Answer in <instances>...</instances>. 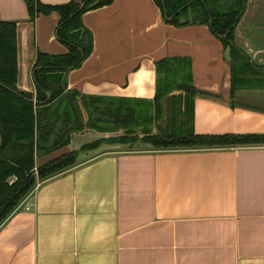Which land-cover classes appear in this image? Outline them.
Instances as JSON below:
<instances>
[{
	"label": "crops",
	"instance_id": "0c3cea01",
	"mask_svg": "<svg viewBox=\"0 0 264 264\" xmlns=\"http://www.w3.org/2000/svg\"><path fill=\"white\" fill-rule=\"evenodd\" d=\"M0 18L17 26L16 86L35 93L37 55L68 51L56 36L59 14L30 19L24 0H0ZM81 21L92 51L66 73L67 89L152 99L154 62L185 56L199 91L196 134H264V0H244L234 25L244 58L234 64L233 79L220 37L207 25L166 23L153 0H113ZM47 132H37L35 144L45 145ZM104 137L73 132L65 145L35 152V166L78 154L71 168L37 180L0 224V264H264V145L81 149Z\"/></svg>",
	"mask_w": 264,
	"mask_h": 264
},
{
	"label": "trees",
	"instance_id": "16d2710c",
	"mask_svg": "<svg viewBox=\"0 0 264 264\" xmlns=\"http://www.w3.org/2000/svg\"><path fill=\"white\" fill-rule=\"evenodd\" d=\"M30 19L57 12V38L67 46L63 55L39 53L34 63L35 93L19 90L17 83L16 23L0 18V224L27 197L37 180L71 168L77 150L35 166L37 132L46 133L51 122L67 118L73 126L60 137L63 146L73 132L93 130L122 134L99 138L81 147L97 148L101 143L143 142L156 149H201L264 145V134H196L193 131V102L199 93L193 84L191 59L162 57L155 65V94L152 99L89 95V107L98 117L79 105V93L67 92L66 73L79 65L92 51V35L83 27L84 12L110 4L113 0H71L61 5H45L24 0ZM166 23L175 27L207 25L228 49L231 76L243 54L234 42V25L244 10V0H153ZM233 90V86L231 87ZM180 91L182 93L175 94ZM49 92L47 100L46 93ZM172 96L165 113L163 100ZM176 101H175V100ZM152 126L156 132L151 131ZM140 131V133H138ZM14 178L12 182H9Z\"/></svg>",
	"mask_w": 264,
	"mask_h": 264
},
{
	"label": "water",
	"instance_id": "95a60500",
	"mask_svg": "<svg viewBox=\"0 0 264 264\" xmlns=\"http://www.w3.org/2000/svg\"><path fill=\"white\" fill-rule=\"evenodd\" d=\"M168 57H174V56H168ZM228 63L230 64V59L228 60ZM69 91H76V92H78L79 93L78 100L81 102L82 107L84 108V110H86V112L90 116H92V117H98V115H96L93 111H91V109L89 107V100L87 98L89 95H86V94L81 93V91L79 89H77V88L67 89V92H69ZM92 95H97V94H92ZM51 122L54 125L47 132L48 137H49L47 143L45 145H43V144H41V140L40 139H37L36 140V144H35V146L37 148H45V149L52 148L54 145H56L59 142L60 137L63 136L66 131H68L70 128H72V125L71 124H66L64 122H58V121H53V120Z\"/></svg>",
	"mask_w": 264,
	"mask_h": 264
},
{
	"label": "rangeland",
	"instance_id": "374dc122",
	"mask_svg": "<svg viewBox=\"0 0 264 264\" xmlns=\"http://www.w3.org/2000/svg\"><path fill=\"white\" fill-rule=\"evenodd\" d=\"M173 97L172 96H170V97H167V98H165V100H163V103H162V105H163V108H164V115H163V118H162V120L160 121L161 123H160V125L162 124V123H164L165 122V118H166V113H165V110H166V108H167V106H168V104H169V102H170V100L172 99ZM175 100V99H174ZM176 101V100H175ZM83 111H84V109H82ZM85 112V111H84ZM151 131H153V132H156V128L154 127V126H152V128H151ZM95 132V131H94ZM138 133H140V131L138 132ZM122 134V132L121 131H118V132H115V133H105V136L106 137H104V138H108V137H114V136H118V135H121ZM106 143V142H105ZM143 142H129V143H110V144H126V145H124V147L125 148H133V147H137V144H142ZM136 144V145H135ZM144 144V143H143ZM61 147V146H60ZM54 149H51V150H49V151H53ZM60 156V155H59Z\"/></svg>",
	"mask_w": 264,
	"mask_h": 264
},
{
	"label": "built area",
	"instance_id": "2783aa9c",
	"mask_svg": "<svg viewBox=\"0 0 264 264\" xmlns=\"http://www.w3.org/2000/svg\"><path fill=\"white\" fill-rule=\"evenodd\" d=\"M12 180H14V178H13ZM12 180H11V181H12ZM30 206H31V205L27 204V205L24 207L25 210H29V209H30ZM17 207H18V206H17ZM17 207H16V208H17Z\"/></svg>",
	"mask_w": 264,
	"mask_h": 264
},
{
	"label": "flooded vegetation",
	"instance_id": "af4514ba",
	"mask_svg": "<svg viewBox=\"0 0 264 264\" xmlns=\"http://www.w3.org/2000/svg\"><path fill=\"white\" fill-rule=\"evenodd\" d=\"M153 2H154V1H153ZM12 179H13V178H11L9 182H12V181H11Z\"/></svg>",
	"mask_w": 264,
	"mask_h": 264
}]
</instances>
